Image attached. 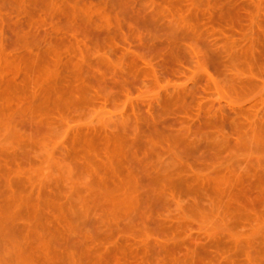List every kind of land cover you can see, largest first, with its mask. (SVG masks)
Instances as JSON below:
<instances>
[{
    "label": "rangeland",
    "instance_id": "374dc122",
    "mask_svg": "<svg viewBox=\"0 0 264 264\" xmlns=\"http://www.w3.org/2000/svg\"><path fill=\"white\" fill-rule=\"evenodd\" d=\"M0 264H264V0H0Z\"/></svg>",
    "mask_w": 264,
    "mask_h": 264
},
{
    "label": "bare ground",
    "instance_id": "6f19581e",
    "mask_svg": "<svg viewBox=\"0 0 264 264\" xmlns=\"http://www.w3.org/2000/svg\"><path fill=\"white\" fill-rule=\"evenodd\" d=\"M248 5H249V4H248ZM252 55H254L253 52H252ZM250 57H251V56H250Z\"/></svg>",
    "mask_w": 264,
    "mask_h": 264
}]
</instances>
